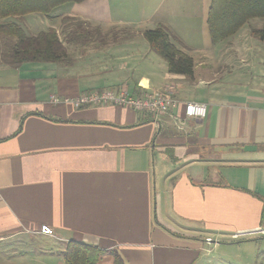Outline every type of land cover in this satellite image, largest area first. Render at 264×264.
I'll use <instances>...</instances> for the list:
<instances>
[{"label":"crops","instance_id":"crops-1","mask_svg":"<svg viewBox=\"0 0 264 264\" xmlns=\"http://www.w3.org/2000/svg\"><path fill=\"white\" fill-rule=\"evenodd\" d=\"M109 5L86 0L56 15L71 20L61 28L70 40L83 25L107 30L68 62L0 59V264H65L70 240L103 249L96 264H117L112 250L125 264H200L207 238L264 236V50L239 32L191 48L161 17L195 64L192 76L171 73L144 30L111 21ZM101 89H169L179 104L154 121L71 102ZM190 101L207 116L186 117Z\"/></svg>","mask_w":264,"mask_h":264},{"label":"trees","instance_id":"trees-1","mask_svg":"<svg viewBox=\"0 0 264 264\" xmlns=\"http://www.w3.org/2000/svg\"><path fill=\"white\" fill-rule=\"evenodd\" d=\"M86 0H0V35L16 39L11 47V62L20 65L24 62H68V49L56 29L42 30L37 35L29 36L19 24L9 21L11 17H24L31 13L52 16V12L68 3H82ZM253 18H264V0H211L206 23L213 43L228 39L238 33ZM83 27L74 31L72 39L78 37ZM100 35V30L93 31ZM253 35L264 41V26L254 29ZM86 37L93 38L92 31L84 32ZM95 34V35H96ZM145 38L151 47L168 64L171 73L192 76L194 59L173 40L170 30L159 25L144 31ZM71 39V40H72ZM67 40H70L67 38ZM70 40V41H71ZM117 264H125L116 250L111 251ZM103 254V249L70 240L64 251L65 264H96Z\"/></svg>","mask_w":264,"mask_h":264},{"label":"rangeland","instance_id":"rangeland-1","mask_svg":"<svg viewBox=\"0 0 264 264\" xmlns=\"http://www.w3.org/2000/svg\"><path fill=\"white\" fill-rule=\"evenodd\" d=\"M211 0H110V16L111 21H114L119 28H127L128 32L132 30L140 32L142 30L155 28L156 22L161 17H166L168 22L174 23L178 33L182 34L184 38H187V45L191 48L195 46L197 48H208L213 46L209 31L206 23L207 12L210 6ZM72 3L64 4L56 8L52 12V18H48L44 14L31 13L24 17H11L8 20L15 22L22 26L27 35H37L42 30L56 29V32L60 35L64 41L63 30L65 25L70 29L69 24L71 20L68 18H57L56 15L60 12L69 10ZM66 19V20H65ZM123 20L124 22H121ZM6 20H0L4 22ZM118 21V22H117ZM79 24L81 22H78ZM82 23H86L82 21ZM82 23L80 25H82ZM264 26V18H253L249 20L239 31V37L242 40H249L250 43H258L261 50H264V41L253 35L254 29H261ZM74 27V26H73ZM89 26L83 25V29L92 31L93 38L86 37L84 32H80L78 37L72 39L71 42L75 46L71 47L69 53L70 58L73 59L81 54L84 49L91 45V42L100 40V35H95L98 31L95 26L88 28ZM112 29V27H109ZM106 27L105 29H109ZM100 31H107V30ZM61 31V32H60ZM127 32V33H128ZM101 33V32H100ZM99 37V38H97ZM236 36L232 40H236ZM227 39L216 44L218 47H222L227 43ZM16 43V39L0 35V59L12 61L10 57L11 47ZM178 44V43H177ZM180 48H184L182 44H178ZM186 49V52L192 55V49ZM83 50V51H82ZM82 51V52H81ZM200 51V50H199ZM69 52V51H68ZM81 52V53H80ZM12 63V62H11ZM13 65H16L12 63ZM233 238V237H232ZM220 243H210L206 251L207 257L200 262V264H264V236L255 237L249 235L247 237H241L238 239H224L220 240ZM210 259L208 263L206 260ZM211 261H213L211 263Z\"/></svg>","mask_w":264,"mask_h":264},{"label":"built area","instance_id":"built-area-1","mask_svg":"<svg viewBox=\"0 0 264 264\" xmlns=\"http://www.w3.org/2000/svg\"><path fill=\"white\" fill-rule=\"evenodd\" d=\"M54 102H59L58 97L52 96ZM75 106L110 104L131 107L139 112L149 114L154 121L164 113L175 109L179 101L169 89L154 92H143L140 95H130L123 89H101L91 90L81 94L71 101ZM185 116L188 118H205L207 116V105L201 102L190 101L185 104ZM260 232L264 233V230ZM40 233L55 236V231L48 225H42ZM242 232L233 234V239H238ZM207 238V242H211Z\"/></svg>","mask_w":264,"mask_h":264}]
</instances>
